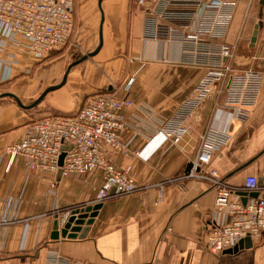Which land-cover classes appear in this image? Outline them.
Returning a JSON list of instances; mask_svg holds the SVG:
<instances>
[{"label": "crops", "instance_id": "crops-1", "mask_svg": "<svg viewBox=\"0 0 264 264\" xmlns=\"http://www.w3.org/2000/svg\"><path fill=\"white\" fill-rule=\"evenodd\" d=\"M155 1L103 0L102 48L74 65L66 83L42 100L47 102V115L66 116L75 114L86 98L100 92L117 91L120 98L129 100L121 111L122 146L112 151L111 159L120 169L129 168L140 189L102 202L85 238L52 239L56 215L63 224L68 211L95 204L103 173L56 176L52 187L54 173L29 172L23 158L7 168V159H2L0 220L5 216L21 220L0 225V264H48L56 254L71 264H264V237L253 239L252 247L238 253L209 252L205 244L211 232L215 190L201 179L170 181L190 170V160L219 102L212 97L187 119L189 132L180 144L161 143V139L152 137L205 73L204 67L180 63L183 55L179 43L144 38L146 8ZM227 1L236 3L224 37L238 44L235 67L264 71V4L261 0ZM202 4V0H172L171 15L175 17L162 22L161 34L167 36L170 25L194 28L201 17H215L203 14ZM101 15L99 0H76L75 44L96 49ZM259 22L263 26L253 42ZM70 51L72 47L66 53L56 52L37 60L25 48L11 43L0 48V156L9 144L22 138L32 120L41 116L38 105L22 107L13 97L1 94L14 93L27 104L24 98L59 84L68 65L90 53L85 51L71 59L74 54ZM132 77L134 83L124 91ZM218 116L224 120L229 117L227 112ZM232 122L231 138L214 155L212 166L233 185L241 186L248 175L264 183V78L249 115ZM140 150L141 156L137 155Z\"/></svg>", "mask_w": 264, "mask_h": 264}, {"label": "built area", "instance_id": "built-area-1", "mask_svg": "<svg viewBox=\"0 0 264 264\" xmlns=\"http://www.w3.org/2000/svg\"><path fill=\"white\" fill-rule=\"evenodd\" d=\"M145 1L139 0V3L145 4ZM171 2L156 0L146 8L144 38L179 43L183 55L180 63L204 67L205 73L191 94L152 137L161 139V143L180 144L189 132L187 119L193 117L206 101L217 98L215 116L201 135L196 154L190 160V170L170 181L201 179L209 182L215 190L211 232L205 247L212 254L219 255L248 236L252 239L264 237V183H260L257 176L248 175L241 186L233 185L212 166L214 155L231 138L232 119H245L256 105L264 71L234 65L238 44L230 43L224 37L233 20L235 2L202 0L203 14L215 17H201L199 25L194 28L170 25L167 36H164L161 34L162 22L175 17L171 15ZM75 8L76 0H0V48L11 43L25 48L37 60L50 57L71 43ZM134 81V77L130 78L123 87L124 91H129ZM129 104L130 101L120 98L117 91H106L86 98L73 115H47L32 120L22 138L7 146L0 156V163L7 159V168H10L17 158H23L29 172L54 173L51 184L54 187L60 169L59 159L65 153L62 176L103 173V183L97 189L93 203L132 194L140 186L129 168L120 169L111 159L112 151L122 146L124 122L121 111ZM223 112L229 115L226 120L218 116ZM142 151L137 155L141 156ZM253 192L257 193L256 197L251 196ZM244 197H247L246 203ZM20 220L5 216L0 225ZM48 264L71 263L56 254L51 256Z\"/></svg>", "mask_w": 264, "mask_h": 264}, {"label": "water", "instance_id": "water-1", "mask_svg": "<svg viewBox=\"0 0 264 264\" xmlns=\"http://www.w3.org/2000/svg\"><path fill=\"white\" fill-rule=\"evenodd\" d=\"M102 2L103 0H99V6L101 8V22H100V28H99V44L96 47V49L90 53H87L85 55H83L82 57H80L79 59L74 60L73 62H71L65 73L64 76L62 78V81L59 84L56 85H52L50 87H48L46 90H44L40 96L31 104H25L24 102H22V100L16 96L14 93L11 92H6L4 94H1V96H10L13 97L20 106L22 107H26V108H33L35 106H37V104H39L44 97L47 95L48 92L57 89L59 87H61L62 85H64L67 81V76L69 71L71 70V68L74 65H77L79 63H81L82 61H84L85 59H87L88 57H92L94 55H96L100 49L103 46L104 43V34H103V25H104V13L102 10ZM261 3L264 4V0H261ZM263 26L262 22H259L258 24H256L255 26V30L253 32V37H252V41L255 42L257 40V36H258V32L259 29ZM64 158H65V153H63L60 156L59 159V165H60V169L58 170L57 173V179H59L63 172H62V166L64 163ZM262 180L260 179L259 182H261ZM243 195H246V192H242ZM251 196L256 197L257 193L253 192L251 193ZM243 201L246 203L247 201V197L243 198ZM102 207V202H98L95 204H88L86 206H82L80 208H74L70 211H68V216L66 221L62 224L59 218V215L55 216L54 222H53V231L51 233V238L52 239H59L60 237L62 238H67V239H83L87 236L89 228L91 226V224L94 221V218L96 217L98 210ZM253 245V239L248 236L245 239L241 240L239 242L238 245H236L234 248L227 250V253H238L240 250H243L244 248H250Z\"/></svg>", "mask_w": 264, "mask_h": 264}, {"label": "rangeland", "instance_id": "rangeland-1", "mask_svg": "<svg viewBox=\"0 0 264 264\" xmlns=\"http://www.w3.org/2000/svg\"><path fill=\"white\" fill-rule=\"evenodd\" d=\"M97 11H98V19L100 20V9H99V7H97ZM96 35V39H95V42H94V45H96L97 43H98V41H99V34H98V31H97V33L95 34ZM94 35V36H95ZM74 40V39H73ZM72 40V42L69 44V46H67L66 48H63L62 50H60L59 52H60V54L61 53H66V51L68 50V48H70V47H72V52H71V54L73 55V56H70L71 57V59H76V58H78V57H80V56H82L83 54H85V53H87V52H85V51H89V52H92L93 50V48H85V47H82L83 45H81L80 43H74V41ZM62 51V52H61ZM236 53H237V49H236ZM59 54V53H58ZM42 91L43 90H39V91H37L36 93H34V94H32V96H29V97H27V98H24L25 99V102L27 103V104H29V103H32V102H34L36 99H37V97L42 93ZM45 100L44 101H42L41 103H39L38 104V107H40L39 108V110H41V112H39V115H41V116H39L37 119H39V118H41L42 116H46L47 114H49L50 113V111L48 110V106L47 105H45ZM47 103V102H46ZM42 106V107H41ZM37 108V107H36ZM35 120V119H34ZM225 253V252H224ZM223 254V253H222ZM219 255H221V254H219Z\"/></svg>", "mask_w": 264, "mask_h": 264}, {"label": "bare ground", "instance_id": "bare-ground-1", "mask_svg": "<svg viewBox=\"0 0 264 264\" xmlns=\"http://www.w3.org/2000/svg\"><path fill=\"white\" fill-rule=\"evenodd\" d=\"M38 105V104H37Z\"/></svg>", "mask_w": 264, "mask_h": 264}]
</instances>
